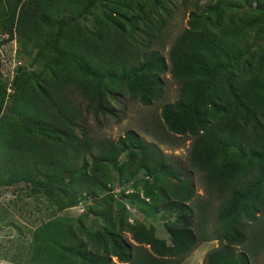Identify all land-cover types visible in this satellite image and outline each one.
Masks as SVG:
<instances>
[{"label": "trees", "instance_id": "1", "mask_svg": "<svg viewBox=\"0 0 264 264\" xmlns=\"http://www.w3.org/2000/svg\"><path fill=\"white\" fill-rule=\"evenodd\" d=\"M173 10L172 0H0V45L15 37L43 62L38 73L12 79L20 90L13 117L0 122L3 160L12 173L27 172L56 211L90 198L88 213L103 221L93 231L63 219L35 227L32 264H177L212 239L220 245L204 264H250L260 249L264 264V45L255 44L264 39V0L194 2L166 59L160 50ZM166 71L179 92L159 118L191 140L188 165L217 200L214 211L151 142L132 130L94 138L86 128L113 110L116 95L157 101ZM5 92L0 84V110ZM114 172L120 186L139 172L148 178L143 199L174 216L168 241L125 221L109 195Z\"/></svg>", "mask_w": 264, "mask_h": 264}, {"label": "rangeland", "instance_id": "2", "mask_svg": "<svg viewBox=\"0 0 264 264\" xmlns=\"http://www.w3.org/2000/svg\"><path fill=\"white\" fill-rule=\"evenodd\" d=\"M213 0H172L174 10L170 21L165 28L164 48L161 54L167 58V48L176 34L187 26V16L193 10V3L203 5ZM5 34L0 33V39L5 38ZM257 48L264 45V39L255 41ZM35 49L29 44L20 42L13 37L0 45V84L6 89V97L0 110V122L13 117L11 104L13 98L19 92V85L12 83L14 75L21 77L26 74H36L42 68L43 62L35 57ZM162 95L157 101L148 105H141L139 102L127 96L109 100L113 110L98 114L97 117H90L87 122V129L94 138L116 139L121 137L127 130L137 133L146 142L154 144L162 153L172 157L174 163L182 168L184 174L191 180L195 188V196H200L209 203L210 210L214 211L217 200L214 195H208L205 191L204 183L200 172L191 169L188 165V150L190 139L167 132L165 126L159 118L162 105L173 102L179 92L177 83L171 78L168 71L161 76ZM20 121V120H19ZM25 122V121H24ZM25 126L35 128L28 122ZM0 147V179L16 177L10 185H0V264H32L28 246L32 230L43 223L56 220H67L71 223H81L84 229L93 231L102 227L103 221L88 213L94 200L90 198L81 199L75 206L56 211L42 192H38L31 187V182L27 179L28 173H12L8 162H4V155ZM124 156L121 157V160ZM111 184V195L124 210L125 221L134 223L141 222L145 226L153 227L154 235L157 238L169 239L166 231L167 223L174 218L173 214L167 213L153 206L150 201L142 197L141 181L148 179L142 172L136 174L135 179L130 183L119 185L116 173ZM168 185L174 184L175 179L169 178ZM135 194L136 197L129 196ZM112 200V202H113ZM117 206L112 203V209ZM156 208V210H154ZM61 221V220H60ZM125 241L136 244L129 233H124ZM216 239L197 243L193 250L177 264H204L206 253L219 246ZM251 258L250 264H262L263 254L260 249ZM113 257V262H116Z\"/></svg>", "mask_w": 264, "mask_h": 264}]
</instances>
